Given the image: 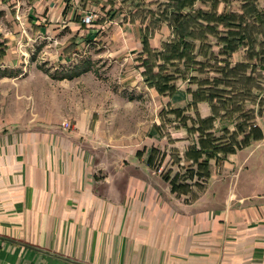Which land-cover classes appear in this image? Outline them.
I'll return each instance as SVG.
<instances>
[{
  "label": "crops",
  "instance_id": "0c3cea01",
  "mask_svg": "<svg viewBox=\"0 0 264 264\" xmlns=\"http://www.w3.org/2000/svg\"><path fill=\"white\" fill-rule=\"evenodd\" d=\"M53 1L48 8L54 12L71 10L73 0ZM42 3L0 0V43L6 49L0 70L15 68L11 47L22 34L29 36L24 9L31 18ZM70 18L76 32L87 27L76 13ZM33 25L45 28L39 22ZM162 29L172 38L166 26ZM162 38L156 33L152 48L167 41ZM184 83L178 82L177 92L165 97L144 84L169 110H186L191 102L187 91L194 90ZM197 109L202 119L212 115L206 103ZM186 115L194 118L192 111ZM255 124L263 139L210 162L204 190L196 193L194 187L188 195L174 194L164 180L173 167L164 165L158 172L148 165L152 150L162 152L167 145L159 126L150 131L143 148L133 151L124 144L95 146L107 138L99 123L85 138L81 131L55 137L0 136V189L6 192L0 209V264H264V117ZM171 134L173 148L183 157L193 137L184 129ZM79 139L90 143L82 147Z\"/></svg>",
  "mask_w": 264,
  "mask_h": 264
},
{
  "label": "rangeland",
  "instance_id": "374dc122",
  "mask_svg": "<svg viewBox=\"0 0 264 264\" xmlns=\"http://www.w3.org/2000/svg\"><path fill=\"white\" fill-rule=\"evenodd\" d=\"M121 1L110 4L109 0H73L71 10L60 14L48 8L53 0H43L41 10H38L40 6L35 7L31 18L24 9L25 26H30L29 36L22 34L20 42L11 47L15 68L0 70V136L21 133L55 137L59 132L69 135L81 131L85 138L99 123L107 138L95 146L111 149L124 144L127 151H133L143 148L150 131L159 126L158 133L161 138L166 137L167 143L161 150V154L167 156L162 166L173 167L178 156L182 157L180 151L173 148L175 141L170 138L174 129L168 122L171 118L162 115L169 110L166 102L153 97L134 74L138 66L135 55L142 49L139 35L144 25L141 20L136 24L124 20H128L130 11H135L137 5L146 11H157L164 0L138 1L130 9L119 4ZM208 1L207 7L211 3ZM218 1L219 12L240 9L239 0ZM259 4L264 8L263 1ZM207 7L202 3L196 5V9L208 10ZM110 8L120 10L115 19L107 13ZM73 13L80 19L93 14L94 22L76 32L70 18ZM34 22L45 28L36 29ZM159 33L162 39L168 40L166 29ZM211 42L215 45V41ZM243 59L244 52L240 51L233 65ZM86 69L89 72L80 74ZM128 73L131 78L126 80ZM70 77L71 80L64 79ZM184 86L189 84L184 83ZM191 87L194 91L197 89ZM86 143L90 142L79 139V144H84L82 147ZM186 168L188 164L182 162L172 171L184 174ZM5 197V190L0 189V209L5 207Z\"/></svg>",
  "mask_w": 264,
  "mask_h": 264
},
{
  "label": "trees",
  "instance_id": "16d2710c",
  "mask_svg": "<svg viewBox=\"0 0 264 264\" xmlns=\"http://www.w3.org/2000/svg\"><path fill=\"white\" fill-rule=\"evenodd\" d=\"M117 0H109L115 4ZM143 0H123L125 8H133ZM164 0L157 11L145 10L137 5L125 21L136 24L141 20L142 52L136 56V70L149 89L158 96H173L178 82H188L197 89L187 93L191 102L186 110L163 112L174 129L186 130L194 143L185 149L183 158L178 156L172 165L188 164L184 174L164 175L172 192L177 195L192 194L193 188L204 190L210 178V162H220L253 142L263 139L255 124L257 117H264V0H239L238 12H219V1ZM130 3V5H128ZM202 3L206 9H196ZM127 5V6H126ZM112 19L120 10H110ZM146 23V24H145ZM166 26L171 37L159 48H152L150 40ZM215 41V45L211 42ZM0 43V56L5 48ZM218 52H215V49ZM240 51L244 59L233 65V57ZM89 72V69L80 74ZM210 74L214 77H209ZM208 75L207 78H203ZM76 76H79L76 75ZM71 80L72 78H64ZM206 103L211 117L202 119L197 106ZM193 112L194 118L187 116ZM220 128L216 129V124ZM230 127L234 131L229 130ZM159 128L157 130L159 131ZM165 154L153 149L148 165L160 170Z\"/></svg>",
  "mask_w": 264,
  "mask_h": 264
},
{
  "label": "built area",
  "instance_id": "2783aa9c",
  "mask_svg": "<svg viewBox=\"0 0 264 264\" xmlns=\"http://www.w3.org/2000/svg\"><path fill=\"white\" fill-rule=\"evenodd\" d=\"M93 20H94V17L93 15H88L86 17L83 18V21L82 23L86 26H90L93 24ZM160 172V171H159Z\"/></svg>",
  "mask_w": 264,
  "mask_h": 264
}]
</instances>
